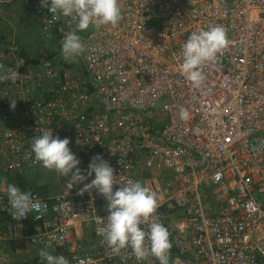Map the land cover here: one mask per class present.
<instances>
[{"label": "built area", "instance_id": "built-area-1", "mask_svg": "<svg viewBox=\"0 0 264 264\" xmlns=\"http://www.w3.org/2000/svg\"><path fill=\"white\" fill-rule=\"evenodd\" d=\"M17 4L38 19L45 46L32 55L16 39L0 44V65L19 74L0 83V181L45 171L31 143L52 130L70 140L82 172L99 155L117 184L157 194L149 223L170 233L169 264H264V0H120L118 26L78 32L86 51L63 64L76 21L53 19L41 0H0V22ZM216 26L230 44L194 86L181 73L183 44ZM65 180L54 195L31 192L47 205L40 220H14L0 185V264H47L41 249L69 264H159L130 248L113 254L99 232L106 200Z\"/></svg>", "mask_w": 264, "mask_h": 264}, {"label": "clouds", "instance_id": "clouds-1", "mask_svg": "<svg viewBox=\"0 0 264 264\" xmlns=\"http://www.w3.org/2000/svg\"><path fill=\"white\" fill-rule=\"evenodd\" d=\"M42 7L47 8L53 19L60 17L75 20V28L70 30L62 41L61 54L66 62H75L85 51V45L77 34L94 27L99 30L102 27L116 28L122 19L120 0H41ZM230 41L223 27H211L208 30L193 32L182 47L181 73L193 83L199 85L203 79L201 66L207 62H214L218 54H222L228 48ZM18 73L0 65V83L9 80L15 81ZM5 94L4 96H7ZM16 99L10 100V108L15 109ZM187 113L182 112L186 117ZM70 140L53 136L52 130H46L31 143V151L34 154V162L49 171H54L67 178L69 190L74 185L83 184L79 195L85 192H95L106 200V220L99 218L104 224L99 232L113 254H119L121 250L130 248L137 261H145L154 257L159 264H169L170 233L161 223L151 222L159 207L157 194L139 181L128 180L126 184H117L114 169L99 155L92 157L85 172H82L80 161L68 147ZM94 174L90 183H85ZM3 191L7 195L9 213L14 220L28 218L29 212L39 213L35 220H40L47 210V205L35 198L30 191H21L14 184L0 181ZM114 185H121L113 190ZM142 224H148V229L141 228ZM36 237L33 238L35 241ZM41 260L47 264H69V260L61 255L55 256L46 249L39 252ZM78 264H91L90 260L74 258Z\"/></svg>", "mask_w": 264, "mask_h": 264}, {"label": "rangeland", "instance_id": "rangeland-1", "mask_svg": "<svg viewBox=\"0 0 264 264\" xmlns=\"http://www.w3.org/2000/svg\"><path fill=\"white\" fill-rule=\"evenodd\" d=\"M38 26V19L26 6L22 4L14 5L5 10V18L0 22V44L5 38L16 39L33 55L35 54V48L39 49L45 46V41L39 32ZM57 48L59 47L52 41V50ZM56 60L61 64L65 62L61 53H58ZM25 177L35 188L39 189L36 190L37 192L45 196L58 193L66 181L64 176L49 170ZM259 199L264 204V196H259Z\"/></svg>", "mask_w": 264, "mask_h": 264}, {"label": "trees", "instance_id": "trees-1", "mask_svg": "<svg viewBox=\"0 0 264 264\" xmlns=\"http://www.w3.org/2000/svg\"><path fill=\"white\" fill-rule=\"evenodd\" d=\"M56 53H57L56 51H52L50 53V56L53 57V56H55ZM10 182H11V184H14V185L18 186L21 191H30V192H32V191L38 189V188H35L29 181H27L26 177L22 176V175H11L10 176ZM24 246L25 245H24L23 242L12 241L10 243V248L12 250H16V249H19V248H24Z\"/></svg>", "mask_w": 264, "mask_h": 264}, {"label": "bare ground", "instance_id": "bare-ground-1", "mask_svg": "<svg viewBox=\"0 0 264 264\" xmlns=\"http://www.w3.org/2000/svg\"><path fill=\"white\" fill-rule=\"evenodd\" d=\"M18 13V12H17ZM16 17V16H15ZM17 18H19V17H17ZM9 19V18H8ZM19 20V19H18Z\"/></svg>", "mask_w": 264, "mask_h": 264}]
</instances>
